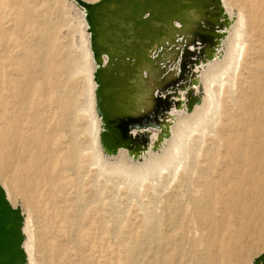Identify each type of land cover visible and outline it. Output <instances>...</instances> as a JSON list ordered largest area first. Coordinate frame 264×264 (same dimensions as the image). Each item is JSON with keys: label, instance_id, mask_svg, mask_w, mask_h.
Masks as SVG:
<instances>
[{"label": "bare ground", "instance_id": "1", "mask_svg": "<svg viewBox=\"0 0 264 264\" xmlns=\"http://www.w3.org/2000/svg\"><path fill=\"white\" fill-rule=\"evenodd\" d=\"M70 1L71 4L78 7L81 23L87 27L85 9L78 6L76 0ZM165 1L171 3L176 0ZM221 1L229 16L232 15V8L237 7L238 18L234 24L232 36L227 43L223 59L207 64L203 72L202 79L206 82L204 83L206 96L203 97L201 104H195L193 110L188 114L186 105L194 101L191 92L197 90L193 78H197L198 71L205 65L203 64L205 63L203 53L207 45H212L210 33L204 32V28L212 22L219 23V29L223 28L220 20L217 21L210 16L216 15L217 10L207 8L202 11L193 8L192 5H185V9L180 11L179 7L171 6L170 13L162 14L159 17L153 15V10H145V6L133 8L128 15L124 16L123 12H118L116 14L119 17L118 23L104 27V32H106L104 38L108 42V51L102 53L98 59H95L93 49L90 47L89 32L84 33L87 55L91 60L88 81L90 82L89 90L94 99L92 105L95 104L94 113H96L95 91L98 86L94 80L95 71L99 68H106L102 72L119 83L121 81L119 78L123 77L122 72L127 70L126 76L130 80L128 93H119L122 99L120 103H116L114 111L121 113L120 109H123L125 116L134 117V123H126L121 127L132 139L145 145L148 149L162 132L161 122L173 120L175 114L178 115V121L172 131L171 138L168 139V142L173 143L175 148L178 147V143L183 140V137H187L189 132L203 133L205 129L211 131L215 120L209 114L220 115L217 111L220 103L213 94L210 85L216 81L222 85L221 82L224 80L222 76L226 75V81L229 83L228 104H221L223 107L221 114L224 115L223 121H227V123H224V131L216 133L219 144L224 150L220 153L216 150L214 153H210L211 156L206 152L207 155L205 153L203 157L206 161V169L201 177V182L205 187L202 195L204 201L197 202L195 205V209L198 207L197 214L200 221L205 219L213 206L217 203H225L226 200L231 207H236L245 201H255V198L261 194L264 203V0ZM199 2L205 3L210 0H199ZM21 7L19 0H0V122L3 125L0 128V179L8 190L13 189L18 192L27 202H32L37 196H43L44 204L48 206L53 217L58 219L57 223L62 225L65 231L70 232L73 230L71 228L73 219L68 218L67 211L58 202L59 199H64L66 196V180L76 174L74 169L79 162L78 151L64 135L67 128L66 121H54L50 127L44 124L41 119L40 121H30L36 91L43 90L49 84L50 63L48 48L37 46L40 42L36 45L34 37H32L34 32L28 21L30 8H26L25 5L22 10ZM139 10L141 14L138 15V18H143L144 24L141 27H134L131 23L127 30L132 32L133 40L122 39L121 35L124 29L118 28L116 25L120 24L121 19L125 17L132 19L133 14ZM204 14L209 16L205 17ZM224 17V14L220 16V18ZM204 33L206 34L204 35ZM42 35L44 36V34ZM250 37L253 38V42L247 48L250 58L246 59L244 58L243 42ZM100 39L102 40L101 37ZM100 50H103L102 46H98L97 51ZM242 60L244 63L242 68H246L247 76L243 81H239L233 77L232 72ZM127 62H132L133 67L129 68ZM39 68L42 72L39 74L42 76L40 82L36 79L39 76L36 75ZM234 87H237V94L235 91H231ZM117 100L119 101L120 98ZM95 119L97 139L103 126L100 118ZM124 119L125 117H119L118 122L121 124ZM216 149H219L218 145ZM168 151L171 150L168 149ZM171 153L164 154L166 155L164 156L165 161L170 160ZM215 153L218 154L217 157L214 156ZM126 154V149L121 150L118 160L123 162ZM155 155L149 153L145 159L146 164L163 165L165 162L162 161L163 158H156ZM152 164L150 166H153ZM143 165L137 166L134 172L150 167L148 164ZM1 188L3 189L2 186ZM3 191L4 194H7L5 189ZM222 194H227V197H223ZM8 202L14 207L9 199ZM253 205L251 206L253 207ZM14 208L20 210L19 207ZM70 208L77 211L74 204H71ZM78 208L80 209V207ZM70 214L78 221L77 212ZM164 217L166 218V215ZM166 219L168 221V215ZM23 221L21 232L24 242ZM156 222L154 220V223ZM150 224L152 225V222ZM263 225L260 224L261 227H258L241 223L239 231L231 237L232 242L235 243L241 236L251 237L253 240L262 230L264 231ZM147 229L149 230V227ZM171 236L172 234H164L162 237L168 241ZM146 238L144 236L143 239ZM156 241L154 244L157 243ZM166 243L164 244L167 246ZM159 244L160 241L158 242L160 247ZM149 245L152 248L151 244ZM255 245L254 243L239 247L234 244L226 245L218 255L225 260L236 258L238 263L242 264L247 252L252 250ZM139 250L141 251V249ZM138 253L136 247H127L125 254L127 264L136 262ZM148 254L150 255V252ZM150 260L148 261L147 258L148 262ZM25 264H27V257ZM151 264L172 263L170 256L162 255ZM252 264L254 263L252 262Z\"/></svg>", "mask_w": 264, "mask_h": 264}, {"label": "rangeland", "instance_id": "2", "mask_svg": "<svg viewBox=\"0 0 264 264\" xmlns=\"http://www.w3.org/2000/svg\"><path fill=\"white\" fill-rule=\"evenodd\" d=\"M19 1L22 10L25 5L26 8H30L28 21L33 28L32 37L36 45L40 42L37 46L48 48L50 63L49 84L43 90L36 91L30 121L41 119L49 127L54 121H66L67 128L64 135L77 148L79 157L78 165L74 169L76 174L71 175L65 182L66 196L58 202L67 211L68 218L73 219L71 226L73 230L70 232L65 231L62 225L57 223L58 219L53 217L48 206L44 204L43 196H37L32 202H27L18 192L13 189L8 190L0 179V186L5 189V192L7 191L5 194L7 200L9 199L14 207H19L23 214V248L27 264H127L125 257L127 247H136L139 251L136 262L128 264H151L162 255L170 256L172 264H241L236 258L225 260L218 255L219 251L226 245L234 244L239 247L256 243L254 248L247 252L242 263L252 264L253 259L264 251V242H262L264 231L262 230L253 240L251 237L241 236L233 243L231 237L239 231L241 223L258 227L264 224V203L261 194L255 198V201H245L236 207H231L227 200L225 203H217L203 221L198 218V207L195 209L197 202L204 201L202 195L205 187L201 177L206 169V161L203 157L206 152L211 156L216 150L219 153L224 150L219 144L216 133L224 131V123H227L223 121L224 115L221 114L223 110L221 104H228L229 83L226 81V75L222 76L224 79L221 82L222 85L217 81L210 85L220 103L217 109L220 115L209 114L215 120L211 131L205 129L203 133L189 132L175 148L173 143L168 142L178 121V115L175 114L173 120H167L169 136L163 139L157 149L139 154L137 157L127 153L123 162H120L118 156L124 148L119 147L115 152H111L110 144L106 141L103 144L99 138L96 139L97 123L94 121H96L95 118L101 119V117L97 111L94 113L95 104L92 105L94 99L91 96L88 81L91 60L87 55L84 35L88 31L87 27L81 23L78 7L73 3L72 5L70 0ZM217 1L221 9L220 13L225 15L224 18L218 17L224 29L218 28L219 23H215L214 27L209 23V26L204 28V32L210 33L212 45L208 46L203 53L205 65L198 71L197 78H194V86L197 90L192 93L200 98L199 102L195 103L197 105H200L203 97L206 96L203 72L207 64L223 59L238 18L237 7L232 8V15L229 16L222 1ZM244 42V58L249 59L247 48L253 42V38H247ZM242 65H244L243 60L239 61L232 72L233 77L239 81H243L247 76V70L242 68ZM40 73L42 72L39 68L36 75ZM36 79L40 82L42 76L39 75ZM232 90L237 94V87ZM2 126L0 122V128ZM217 145L219 149H216ZM166 149L167 153L172 152L169 161H165L164 158ZM148 152L156 154V158L162 157V161H165L163 165L150 163L153 167L147 163L148 167L150 166L149 169L146 167L134 172L137 166L147 165L145 159L149 156ZM126 170H130L131 173ZM222 196L226 198L227 194ZM79 203L81 206L78 205ZM71 204L75 205L77 211L70 208ZM72 212L78 213L80 218L78 221L70 214ZM165 215L166 218L168 215V221ZM154 220L160 221L154 223ZM262 228L264 229V225ZM164 234H172V236L166 241L162 237ZM144 236L147 238L143 239ZM155 239L160 241V247L159 241ZM155 241L157 245L154 244ZM149 244L153 250L156 247L154 251ZM149 252L150 255L154 252V255L150 256ZM147 258L148 261L151 259L150 262Z\"/></svg>", "mask_w": 264, "mask_h": 264}, {"label": "water", "instance_id": "3", "mask_svg": "<svg viewBox=\"0 0 264 264\" xmlns=\"http://www.w3.org/2000/svg\"><path fill=\"white\" fill-rule=\"evenodd\" d=\"M76 3L78 6L85 9L87 31L90 34V47L93 49L95 59H98L102 53L108 51V42L104 38V33H106L104 32V27L118 23L119 17L116 15L118 12H123L124 16L128 15L133 8L145 6V10L151 9L153 10V15L159 17L162 14L170 13L172 10L171 6L179 7L181 11L185 9V5H192L193 8L197 10L204 11L207 8L210 10H217L216 15H210L217 21L219 20L218 17L223 15L220 13L221 9L218 6L217 0H210V2L205 3H200L199 0H176L171 3H166L165 0H98L93 3L76 0ZM139 14H141L140 10L133 14L132 19L125 17L121 19L120 24L116 25L118 28L124 29L121 35L122 39L128 41L133 40L132 32H128L127 30L131 23H133L134 27H141L144 24L143 18H138ZM204 16L208 17L209 15L204 14ZM211 24L214 27L215 22ZM114 30L116 31L117 29ZM98 46H102L103 50L97 51ZM208 46L210 45H207V47ZM127 63L129 68L133 67L132 62ZM105 69L106 68H99L94 73V80L98 85L95 91L96 111L101 117L103 126L99 136L100 141L103 144L105 143L104 141L110 144L112 146L110 148L111 152H115L117 148L121 147L126 149L127 153L131 154L132 157H137L139 154L157 149L163 139L169 136V130L167 129V124H169V122L166 120L161 122L162 132L149 149L140 142L132 139L123 131L121 126L126 123H134V117L130 115L125 116L124 110L120 109V107L121 113L114 111L116 103H120L122 99L119 93H128L130 86V80L126 76L128 72L127 70L122 72L123 77L119 78L121 81L116 83L111 77L106 76L102 72ZM115 76L117 77V75ZM116 95L119 96L117 97ZM192 95L194 96V101L186 105V111H191L195 103H198L200 100L198 96L193 93ZM117 98H120V100L118 101ZM119 117H125L121 124L118 122ZM165 122L167 123L165 124ZM22 221L23 215L20 210L10 205L0 186V264L26 263L25 251L22 248ZM253 263L264 264V251L253 260Z\"/></svg>", "mask_w": 264, "mask_h": 264}]
</instances>
